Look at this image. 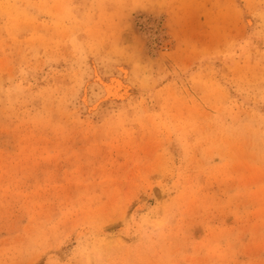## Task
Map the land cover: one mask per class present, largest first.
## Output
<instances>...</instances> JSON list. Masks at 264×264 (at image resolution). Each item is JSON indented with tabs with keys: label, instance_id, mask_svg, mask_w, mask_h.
Segmentation results:
<instances>
[{
	"label": "rangeland",
	"instance_id": "1",
	"mask_svg": "<svg viewBox=\"0 0 264 264\" xmlns=\"http://www.w3.org/2000/svg\"><path fill=\"white\" fill-rule=\"evenodd\" d=\"M0 264H264V0H0Z\"/></svg>",
	"mask_w": 264,
	"mask_h": 264
}]
</instances>
